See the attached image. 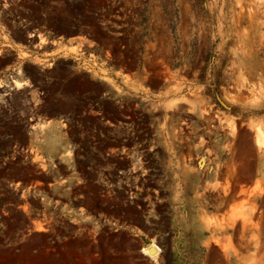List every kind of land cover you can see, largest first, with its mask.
Listing matches in <instances>:
<instances>
[{
	"label": "rangeland",
	"instance_id": "374dc122",
	"mask_svg": "<svg viewBox=\"0 0 264 264\" xmlns=\"http://www.w3.org/2000/svg\"><path fill=\"white\" fill-rule=\"evenodd\" d=\"M0 82V264H264V0H0Z\"/></svg>",
	"mask_w": 264,
	"mask_h": 264
},
{
	"label": "bare ground",
	"instance_id": "6f19581e",
	"mask_svg": "<svg viewBox=\"0 0 264 264\" xmlns=\"http://www.w3.org/2000/svg\"><path fill=\"white\" fill-rule=\"evenodd\" d=\"M1 83V82H0ZM24 82L19 80H14V85L16 87H20ZM47 125V124H45ZM256 138V137H255ZM259 142V141H258ZM261 145V144H260ZM38 228H41L40 226ZM142 251L146 254H149V256L154 257L158 254L159 248L154 242H150L146 246L142 248Z\"/></svg>",
	"mask_w": 264,
	"mask_h": 264
},
{
	"label": "crops",
	"instance_id": "0c3cea01",
	"mask_svg": "<svg viewBox=\"0 0 264 264\" xmlns=\"http://www.w3.org/2000/svg\"><path fill=\"white\" fill-rule=\"evenodd\" d=\"M37 35V34H36ZM66 45H68V42H66ZM9 49H11V50H14V51H16L17 49H15L12 45H9ZM19 50H21L22 52H27L28 50L27 49H25L24 47H22V49H19Z\"/></svg>",
	"mask_w": 264,
	"mask_h": 264
},
{
	"label": "built area",
	"instance_id": "2783aa9c",
	"mask_svg": "<svg viewBox=\"0 0 264 264\" xmlns=\"http://www.w3.org/2000/svg\"><path fill=\"white\" fill-rule=\"evenodd\" d=\"M147 256H149V254H146Z\"/></svg>",
	"mask_w": 264,
	"mask_h": 264
}]
</instances>
